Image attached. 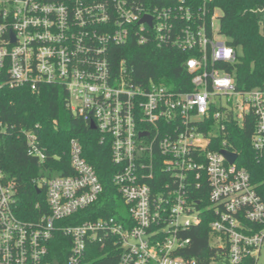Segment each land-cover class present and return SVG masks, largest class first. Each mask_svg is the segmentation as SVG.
Instances as JSON below:
<instances>
[{
	"label": "built area",
	"instance_id": "built-area-1",
	"mask_svg": "<svg viewBox=\"0 0 264 264\" xmlns=\"http://www.w3.org/2000/svg\"><path fill=\"white\" fill-rule=\"evenodd\" d=\"M172 1L0 0L3 85L64 88L70 113L93 122L108 143L122 200L113 216L90 218L103 185L74 140L71 173L35 181L44 205L29 219L18 216V187L0 168V264H256L264 202L237 163L230 127L252 128L250 145L264 167V83L237 89L234 75L216 67L237 59L214 16L210 34L179 28L192 14L185 0ZM130 44L196 51L185 63L191 90L138 84L127 62H117ZM6 135L0 121V139ZM19 135L26 154L43 164L38 134ZM223 151L237 155L233 164ZM201 199L213 218L215 254L206 259L186 255L191 239L184 238L202 222Z\"/></svg>",
	"mask_w": 264,
	"mask_h": 264
},
{
	"label": "trees",
	"instance_id": "trees-1",
	"mask_svg": "<svg viewBox=\"0 0 264 264\" xmlns=\"http://www.w3.org/2000/svg\"><path fill=\"white\" fill-rule=\"evenodd\" d=\"M178 4L177 0L171 2L173 6ZM183 5L190 10L192 18L188 22L180 20L176 26H201L208 34L211 33V18L215 10H220L217 33L235 49L237 61L218 63L216 67L234 75L237 89L261 87L264 83V0H185ZM197 55L196 51L172 47L130 44L116 57L117 62L120 59L127 62L138 84L153 82L181 93L191 90V78L185 63ZM0 86V121L7 126V135L0 139V168L18 187V216L29 219L35 213L37 203L43 207V196L36 192L38 178L45 174L62 176L71 173L69 148L72 140L80 144L83 157L93 166L103 185L99 202L93 207L96 212L90 218L113 216L115 207L122 206V200L112 183L116 166L111 162L109 145L101 141L99 132L90 129L89 121L70 113L65 89L43 85L32 92L28 88H8L3 85V79H0ZM27 129L34 130L39 136L46 155L41 165L26 154L19 133ZM230 130L235 136L230 144L239 155L237 163L247 171L264 202V167L257 162L250 145L253 130L247 125L240 129L230 127ZM206 205L207 199H201L197 209L201 211L202 222L184 236L191 239L186 255L202 259L215 254V250L209 247V222L213 218L204 211Z\"/></svg>",
	"mask_w": 264,
	"mask_h": 264
},
{
	"label": "rangeland",
	"instance_id": "rangeland-1",
	"mask_svg": "<svg viewBox=\"0 0 264 264\" xmlns=\"http://www.w3.org/2000/svg\"><path fill=\"white\" fill-rule=\"evenodd\" d=\"M221 16V12L220 10H215V15H214V18L212 20V23L214 25V28L216 30L219 29V25H218V18ZM222 37V36H221ZM218 39H221L220 37H218ZM217 105H219V102L217 103ZM256 264H264V243L263 245L261 246V253L258 257V260L256 261Z\"/></svg>",
	"mask_w": 264,
	"mask_h": 264
},
{
	"label": "water",
	"instance_id": "water-1",
	"mask_svg": "<svg viewBox=\"0 0 264 264\" xmlns=\"http://www.w3.org/2000/svg\"><path fill=\"white\" fill-rule=\"evenodd\" d=\"M144 22L150 24L151 20H150V18L145 17ZM90 129L93 130V131L95 130V126H94L93 122L90 123ZM222 153H223L225 159L231 164H233V162L237 158V155L235 153L233 154V153H230V152H227V151H223ZM36 192L39 193V190H36Z\"/></svg>",
	"mask_w": 264,
	"mask_h": 264
}]
</instances>
